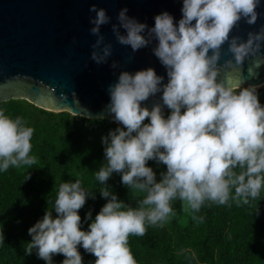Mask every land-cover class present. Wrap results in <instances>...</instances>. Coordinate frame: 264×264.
<instances>
[{"label": "clouds", "instance_id": "clouds-1", "mask_svg": "<svg viewBox=\"0 0 264 264\" xmlns=\"http://www.w3.org/2000/svg\"><path fill=\"white\" fill-rule=\"evenodd\" d=\"M182 5L178 25L167 11L154 17L153 27L129 17L127 8L119 11L118 24H112L117 42L136 52L155 40L152 53L166 69L167 83L149 67L121 71L109 85L105 111L121 126L102 137L106 162L95 172L107 203L88 230H81L79 210L87 197H95L79 179L61 183L51 210L28 229L32 239L26 243V255L35 250L40 259L53 264V255L62 254V264H82L78 251L82 246L96 257L94 264H137L129 236H144L146 223L157 225L174 215L171 201L179 199L185 210L198 213L206 201L225 205L231 199L240 206L259 197L264 187V106L258 99L259 86H225L217 77L226 42L235 63L229 59L225 67L242 66L247 57L260 52L264 26L250 31L247 40L230 38L241 19L248 25L257 22L260 0H182ZM89 11L95 13L90 32L97 37L90 59L105 64L112 45L104 43L101 26L111 18L95 4ZM118 67L116 61L111 63L112 69ZM161 93L160 102L149 109L144 102ZM33 132L21 117L13 119L0 110V171L36 164L30 155ZM150 160L166 165L159 182L147 166ZM113 173H119L129 189L145 194L138 207L118 200L106 186ZM86 218L92 219L91 212ZM192 219L202 222L203 217ZM0 236L4 238L3 233Z\"/></svg>", "mask_w": 264, "mask_h": 264}, {"label": "trees", "instance_id": "trees-1", "mask_svg": "<svg viewBox=\"0 0 264 264\" xmlns=\"http://www.w3.org/2000/svg\"><path fill=\"white\" fill-rule=\"evenodd\" d=\"M257 93L264 106V85ZM0 110L13 119L21 117L26 126L34 129L30 155L37 160L32 166H10L0 171V233L4 236H0V264H47L35 250L25 254L26 243L32 239L28 229L42 219L46 210H51L61 183L79 179L81 187L95 197H87L78 213L81 230H88L107 203L99 191L103 185L95 178V172L106 162L102 137L121 125L106 118L47 111L24 99L0 102ZM168 114L169 109L164 112L165 117ZM147 166L153 169L157 182L167 170L166 165L155 160L148 161ZM106 186L118 200L132 207H138L145 195L123 185L119 173H113ZM171 206L174 215L165 222L146 223L144 236H129L137 264H264V187L249 205L237 206L230 199L225 205L206 201L198 213L189 209L184 225L180 224L183 203L176 199ZM89 212L92 219L86 218ZM52 214L54 218L57 215L54 209ZM193 215L203 217L202 222L194 221ZM78 251L82 264H94V255L82 246ZM64 259L62 254L52 257L53 264H62Z\"/></svg>", "mask_w": 264, "mask_h": 264}, {"label": "water", "instance_id": "water-1", "mask_svg": "<svg viewBox=\"0 0 264 264\" xmlns=\"http://www.w3.org/2000/svg\"><path fill=\"white\" fill-rule=\"evenodd\" d=\"M93 4L104 8L111 18L101 26V34L104 43L112 45V55L100 65L90 59L97 39L90 32ZM182 6V0H0V102L24 99L55 113L114 121L105 107L110 103L109 85L121 71L135 73L151 67L167 83L166 69L152 53L155 40L136 52L117 42L112 24H118L119 11L127 8L129 17L153 27L154 17L165 11L178 25ZM256 11L257 22L248 25L241 19L230 38L247 40L250 31L258 32L264 26V0ZM120 30L124 34L125 30ZM229 59L235 63L226 42L218 62V82L241 88L264 85V42L260 52L247 57L242 66L225 67ZM113 61L118 68H111ZM160 95L150 97L145 105L151 109L153 103L160 102ZM166 110L165 106L163 112Z\"/></svg>", "mask_w": 264, "mask_h": 264}, {"label": "rangeland", "instance_id": "rangeland-1", "mask_svg": "<svg viewBox=\"0 0 264 264\" xmlns=\"http://www.w3.org/2000/svg\"><path fill=\"white\" fill-rule=\"evenodd\" d=\"M258 88H260V87H258ZM187 212H188V210H185V206H184V212H183L184 214H183V217L180 220V224L181 225L186 224V222L188 221V213Z\"/></svg>", "mask_w": 264, "mask_h": 264}]
</instances>
